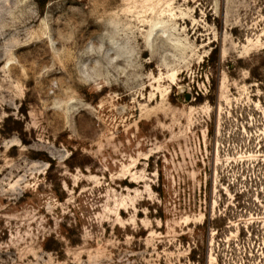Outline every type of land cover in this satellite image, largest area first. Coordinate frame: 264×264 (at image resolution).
<instances>
[{"label": "rangeland", "instance_id": "rangeland-1", "mask_svg": "<svg viewBox=\"0 0 264 264\" xmlns=\"http://www.w3.org/2000/svg\"><path fill=\"white\" fill-rule=\"evenodd\" d=\"M0 264H264V0H0Z\"/></svg>", "mask_w": 264, "mask_h": 264}, {"label": "trees", "instance_id": "trees-1", "mask_svg": "<svg viewBox=\"0 0 264 264\" xmlns=\"http://www.w3.org/2000/svg\"><path fill=\"white\" fill-rule=\"evenodd\" d=\"M38 2L41 4V6H44V4L46 3V0H38ZM205 223H206V225H207L208 221L206 220ZM45 246H46V244H45ZM46 248H50V247L46 246ZM194 253H195V252H194V250H193V252H191V258H192L193 260H195V258H196ZM204 256H206V253H205Z\"/></svg>", "mask_w": 264, "mask_h": 264}]
</instances>
